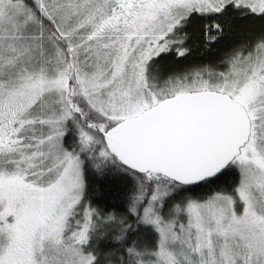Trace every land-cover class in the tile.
I'll list each match as a JSON object with an SVG mask.
<instances>
[{
  "label": "rangeland",
  "instance_id": "rangeland-1",
  "mask_svg": "<svg viewBox=\"0 0 264 264\" xmlns=\"http://www.w3.org/2000/svg\"><path fill=\"white\" fill-rule=\"evenodd\" d=\"M128 1L35 0L65 38L67 54L32 10L0 0V264L95 261L85 251L95 212L83 202L81 158L63 143L73 114L89 142L105 145L114 123L192 91L225 93L244 105L252 141L236 160L239 189L187 201L167 218L159 205L178 188L158 176L141 178L153 187L148 205L136 209L159 235L152 264H264V42L229 59L224 70L170 77L153 62L170 52L185 55L179 30L194 12L221 13L235 4L262 14L264 0H149L135 18Z\"/></svg>",
  "mask_w": 264,
  "mask_h": 264
},
{
  "label": "trees",
  "instance_id": "trees-1",
  "mask_svg": "<svg viewBox=\"0 0 264 264\" xmlns=\"http://www.w3.org/2000/svg\"><path fill=\"white\" fill-rule=\"evenodd\" d=\"M16 1L32 10L34 18L46 31V37L52 36V41H56L68 54L66 47L69 45L65 38L48 22L35 0ZM179 34L185 55L170 52L153 60L160 68L161 65L166 66L165 76H180L188 69L197 68L224 70L229 59L264 42V13L253 14L234 5L221 13H194L185 19ZM80 120L75 114L68 120L63 143L66 149L80 155L84 176L83 202L95 212L94 226L85 251L94 256L93 264H152L154 259L151 254L158 247L159 235L152 225L140 222L136 209L141 203L143 208L148 205L146 191L149 188L151 192L153 187L144 181L141 183L144 180L141 178L146 175L123 167L105 145L89 142L79 132ZM158 177L178 188L171 189L159 205L163 218H167L169 210L183 206L187 201H204L215 194H233L239 183L234 165L218 177L194 187H184L165 177Z\"/></svg>",
  "mask_w": 264,
  "mask_h": 264
},
{
  "label": "water",
  "instance_id": "water-1",
  "mask_svg": "<svg viewBox=\"0 0 264 264\" xmlns=\"http://www.w3.org/2000/svg\"><path fill=\"white\" fill-rule=\"evenodd\" d=\"M246 109L216 91L182 92L125 119L103 134L108 152L140 175L184 187L221 175L249 142Z\"/></svg>",
  "mask_w": 264,
  "mask_h": 264
},
{
  "label": "flooded vegetation",
  "instance_id": "flooded-vegetation-1",
  "mask_svg": "<svg viewBox=\"0 0 264 264\" xmlns=\"http://www.w3.org/2000/svg\"><path fill=\"white\" fill-rule=\"evenodd\" d=\"M149 4V0H129L127 2V7L126 9L128 10V15L130 18H135V16L142 12V10ZM235 5V4H234ZM236 6V5H235ZM127 11H122L121 13L123 14H126ZM196 13V12H194ZM126 16V15H124ZM124 16H121L120 18L124 17ZM127 17V18H129ZM123 19V18H122ZM186 19V18H185ZM239 103V102H238ZM241 104V103H240ZM242 105V104H241ZM251 130H252V122H251ZM252 141V132H251V136H250V140L248 142V144H246V146L241 150V154L236 158V160L242 158V156L244 155V152L246 151L247 149V146L251 143ZM259 152V150H257ZM235 160V161H236ZM233 163L234 165V172L239 176V183L237 184L236 186V189H239V186H240V183H241V175H242V171H241V168L239 166V164H237V161L236 163Z\"/></svg>",
  "mask_w": 264,
  "mask_h": 264
}]
</instances>
